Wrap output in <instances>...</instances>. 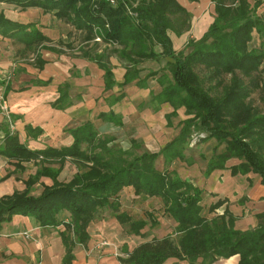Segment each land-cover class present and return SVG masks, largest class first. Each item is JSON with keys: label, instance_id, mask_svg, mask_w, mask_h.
Instances as JSON below:
<instances>
[{"label": "trees", "instance_id": "obj_1", "mask_svg": "<svg viewBox=\"0 0 264 264\" xmlns=\"http://www.w3.org/2000/svg\"><path fill=\"white\" fill-rule=\"evenodd\" d=\"M210 1L214 5L213 20L198 38L188 41L190 50L186 53L176 49L173 39L189 27L191 15L184 0H0V4L23 10L39 8L84 31L88 39L117 44L120 49L114 53L133 65L167 57L171 81L155 99L162 98L173 107L185 105L210 135L225 140V148L208 159L203 175L225 169V162L236 157L239 163L227 167L231 174L255 173L264 186V113H252L248 104L256 92L264 100V16L256 10L260 1ZM253 33L259 45L249 48ZM0 38L20 44L23 53L34 54L38 68L45 63L39 52L48 37L39 22L11 18L0 7ZM136 71L125 72L122 85L135 79ZM200 72L204 73L202 77ZM104 73V88L108 89L113 80L109 69ZM226 75H231L232 85L223 95L214 96L203 88V81L212 82L210 88L215 91ZM157 82L164 83V76H159ZM0 87L7 90L6 80L1 77ZM121 97L115 96L114 102ZM9 115L13 122L16 116ZM97 117L122 125L113 111L100 112ZM25 127L33 136L41 131ZM70 133L73 142L69 146L30 149L19 140L17 131H10L7 120L0 122V155L13 160L18 170L24 169V162L38 161L35 173L24 180L22 191L0 197V223L13 214H22L34 216L40 225H56L62 222L58 213L67 211L69 220L64 223L62 239L66 250L63 262L69 264L75 244H85L88 239L89 222L107 211L127 234L144 235L141 230L148 221L119 210L120 192L128 187L137 196L161 198L164 210L176 222V237L153 236L120 256L121 264H199V259L206 263L233 255H238V264H264V211L255 214V228L240 230L235 228L236 215L227 206L216 212L227 201L223 198L208 205V212L214 214L207 218L200 204L203 190L177 176L174 170L156 167L160 154L165 162L183 158L178 142H183L184 130L159 152L132 155L116 146L105 147L108 139L100 140L91 122L70 129ZM83 143L90 150L85 151ZM66 158L72 159L77 170L70 180L62 182L57 177ZM42 176L52 183L41 184L42 190L32 194L33 185Z\"/></svg>", "mask_w": 264, "mask_h": 264}, {"label": "rangeland", "instance_id": "obj_2", "mask_svg": "<svg viewBox=\"0 0 264 264\" xmlns=\"http://www.w3.org/2000/svg\"><path fill=\"white\" fill-rule=\"evenodd\" d=\"M185 5L190 12V23L187 31L179 37H173L174 46L177 50L184 49L185 53L190 50L187 43L191 39L198 38L209 26L214 17V5L210 0H198L197 2H187L184 0ZM5 14L11 18L17 19L22 22L36 21L43 23L44 25H50L48 28V40L44 42V47L40 50L39 56L41 59L47 62L54 63L56 66L59 64V74L65 78L63 82H55L52 88L59 89L62 92L68 90V95L62 99L56 98L54 102V109L62 106L61 109H66L67 112L61 114L60 120L63 121L70 113L72 104L80 100L81 97H76L75 94V81L76 72L74 64L78 62L80 65H84V61L87 62V68L84 69L88 74L92 75L91 83L87 89H91V96L93 97V120L98 138L101 140L107 138L104 146H114L118 149H122L130 154H139L146 151L147 148L155 149L148 145H145V140L137 139V143H131L133 136V125H139L138 110L141 111L143 116H148L143 119L144 129L150 134L151 128L157 127L162 124L163 119L157 117L158 111L163 107H167L169 112L165 114L166 134L172 137V139L179 136L181 130H184L183 142L178 146L181 152L184 153L183 158H171L170 161H164L163 154H160L155 164L158 169L174 170L175 174L181 178L188 179H201V173L203 168L206 167L207 161L213 153H219L225 148V140L219 139L216 136L210 135L209 131L199 119L195 118L194 113L189 112L185 105L172 106L167 102H162L161 91L167 88V85L171 81L170 74L166 63L168 58L165 56L157 59L143 60L138 65L126 61V59H120L114 50H119L117 44H106L100 39H88L86 33L77 28H74L71 24L64 20L56 19L51 14L43 13L42 10L36 7L27 9H19L12 5L0 4ZM257 12L264 16L263 12H260L261 7H257ZM259 45V40L255 33H253L252 40L248 43L249 48H256ZM22 46L18 43H14L9 39L0 38V77L6 80L7 90L0 87V96L6 100V105L9 110L8 98L10 87H17L18 91H25L30 84H46L48 80H40L37 78L39 70L36 67L35 56L32 53H23L21 51ZM101 66L103 68H101ZM58 68V67H57ZM63 68V69H62ZM92 68V69H90ZM109 69L111 72V80L113 84L105 89V73L104 70ZM132 69L137 70L136 78L122 85L124 82L125 72ZM67 70V71H66ZM151 72V73H150ZM69 75V78H68ZM164 76V83L158 84L157 78ZM204 73H199L202 77ZM59 76V77H60ZM231 75L223 77L222 86L215 88V91H211L210 85L203 81V88L210 92V94L216 96L218 94L223 95L228 86L232 85ZM139 80L138 85L136 82ZM29 81V82H28ZM167 84H166V83ZM29 83V84H28ZM28 84L26 87L24 85ZM54 84V83H53ZM11 85V86H10ZM4 90V95L2 94ZM75 94V95H74ZM7 96V97H6ZM115 96H122L119 103L114 102ZM154 96V97H153ZM248 104L251 105L252 113L255 111L259 114L264 113V100L260 96L259 92L252 93L249 97ZM141 100V101H140ZM164 100V99H163ZM62 104V105H61ZM60 109V108H59ZM114 109L117 112V116L122 117L126 115L130 122H123L120 127L105 123L97 118L96 110ZM119 113V114H118ZM136 113V114H135ZM77 121L81 115L79 112L75 114ZM57 117V116H56ZM141 122V121H140ZM61 123V122H60ZM82 124V123H81ZM76 125L77 126H80ZM74 125V126H75ZM162 128V126H159ZM71 126H65L60 131L61 136L65 138L69 136ZM74 128V127H72ZM160 128V129H161ZM159 129V131H160ZM158 130V129H157ZM145 135L147 142L151 141V138ZM60 136V134H59ZM135 137V136H134ZM52 138L59 139L58 135ZM68 139V138H67ZM64 139V140H67ZM171 139V140H172ZM245 140V139H244ZM249 140V139H248ZM82 148L86 151L87 144H82ZM127 154V155H128ZM131 154V155H132ZM127 155H124L128 159ZM263 157V155H262ZM169 157H167L168 159ZM130 159V158H129ZM239 160L236 157H232L225 162V169L231 165H236ZM70 168L63 171L65 175H68ZM227 171V170H226ZM253 176L256 174L249 172ZM258 176V175H257ZM205 193L200 204L202 205V214L207 218L211 217L214 213L208 212V200L210 195ZM119 201L122 204V208L125 209L133 218H145L148 223L149 229L150 223L157 222L155 227L157 235L168 234L173 232L176 226L175 220L164 210L161 198L159 197H143L137 196L133 193L132 188H124L120 192ZM244 202V201H243ZM220 209L216 212L218 213ZM251 211V210H250ZM249 214V212H248ZM257 225V219L252 224H246L248 228H255ZM245 226V227H246ZM176 237V233H173Z\"/></svg>", "mask_w": 264, "mask_h": 264}, {"label": "crops", "instance_id": "obj_3", "mask_svg": "<svg viewBox=\"0 0 264 264\" xmlns=\"http://www.w3.org/2000/svg\"><path fill=\"white\" fill-rule=\"evenodd\" d=\"M249 1L251 3L260 1L258 7H261V10L259 11L264 13V0ZM40 24L43 33L48 37L47 31L51 26L44 25L43 23ZM83 63L84 65H80L78 62L74 64L77 76L73 79L75 81V87L77 88L75 89L76 97H81V99L72 104L70 114L63 121L60 120L61 114L67 112L66 109L68 107L64 110L61 109L62 106L60 105V109H54L53 107V101L57 97L62 99L69 93L68 90L62 92L56 89V87L52 88L55 82L65 81L63 80L65 77H61L59 74L58 70L61 67L59 64L56 66L54 63L45 60L42 67L37 68L39 70L37 78L45 81L48 80L46 84L28 85V83L24 85V87L28 85V88L20 92L17 87L10 85L9 98L7 99L9 104L8 111L16 116L13 121L14 130L17 131L19 140L28 148L43 149L46 146L56 148L69 146L73 142V137L70 134L63 138L60 133L63 127L69 125L71 126L70 129H72V127L75 128L76 125L85 122H91L95 127V122L92 117L95 111L93 107L94 100L91 96V89H87L92 83L89 81L92 80V75L88 74L86 70L84 71L88 64L86 61ZM36 67L38 66L36 65ZM120 101L121 99L116 101L115 104ZM113 110L110 109L109 111ZM109 111L102 109L96 110V116L100 112ZM78 112L83 117L81 119L79 118L80 121L75 119L77 118L75 114ZM113 112L117 114L116 111ZM168 112L167 107H163L157 112V117L163 119L162 124L159 125L162 128L158 126L157 130L152 127L149 134L142 124L143 119L148 118L149 115L143 116L141 111L138 110V113L141 114L138 118L139 125H133L132 129L135 137L133 136L131 143H137L139 141L137 139H142L145 140V145L155 148H147L146 151L159 152L172 139L171 136L166 134L165 130L168 129L165 121V114ZM4 120V114L0 111V122ZM128 121L130 122V119H127L125 115L122 117L121 123H128ZM103 122L112 124L108 121ZM27 125L31 128H39L41 130L40 133L37 136H33L30 132H27L25 127ZM148 134L151 138L150 142H147L145 139V135L148 136ZM55 135H58L59 139L55 140L52 138ZM183 155L185 154L183 153ZM13 163V160H9L0 155V197L9 195L14 191H22L25 188L24 180L29 175L34 174L38 167V161H29L23 163V170H18ZM67 168L71 170L68 175H65L63 171L67 170ZM76 170L72 159L66 158L57 178L62 182H67L73 177ZM203 171L201 173V179L190 180L188 177L183 179H187L201 188L203 190V197L207 192L210 195L208 204L218 199L226 198L227 201L218 208L220 209L219 213L227 206L236 215L235 228L240 230L247 229L246 224H252L255 221V214L264 211V186L260 183V178L257 174L256 176L250 173H237L233 175L228 169H215L205 177ZM51 183L49 177L42 176L33 185L31 193L36 195L42 190L41 184L50 185ZM122 207L121 204L119 210L126 211ZM57 217L62 222L56 225H40L34 216L22 214H13L8 221L1 222L0 264H65L63 259L66 250L62 239V232L65 230L64 223L69 220V213L67 211H60ZM156 225L157 222L153 226H149V229L145 228L147 227L146 225L141 230L144 233L142 237L135 234H127L123 225L112 213L107 211V213L103 214V217L89 222L86 228L88 239L85 244H75L71 253L73 258L69 264H121L119 257L126 256L139 243L153 236L162 237V235H157ZM23 232H27L30 237H25ZM173 233L175 232L171 231L168 234H164V236H172ZM198 261L199 264H238V255H233L228 258L219 257L212 262L206 263H201V259Z\"/></svg>", "mask_w": 264, "mask_h": 264}, {"label": "built area", "instance_id": "obj_4", "mask_svg": "<svg viewBox=\"0 0 264 264\" xmlns=\"http://www.w3.org/2000/svg\"><path fill=\"white\" fill-rule=\"evenodd\" d=\"M6 100L0 96V111L4 114L5 120H7L10 131H14L13 122L10 120V112L8 111ZM25 237H30L27 232H23Z\"/></svg>", "mask_w": 264, "mask_h": 264}]
</instances>
